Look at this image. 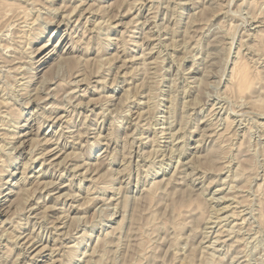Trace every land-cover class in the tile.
I'll list each match as a JSON object with an SVG mask.
<instances>
[{
    "label": "rangeland",
    "instance_id": "1",
    "mask_svg": "<svg viewBox=\"0 0 264 264\" xmlns=\"http://www.w3.org/2000/svg\"><path fill=\"white\" fill-rule=\"evenodd\" d=\"M17 1L32 15L0 21V132L16 137L29 117L32 134L22 153L16 138H0V263L15 260L22 233L48 245L35 264H264V0ZM236 62L263 78L251 95L231 83ZM54 147L59 157L42 160ZM24 170L47 187L29 177L22 196Z\"/></svg>",
    "mask_w": 264,
    "mask_h": 264
},
{
    "label": "bare ground",
    "instance_id": "2",
    "mask_svg": "<svg viewBox=\"0 0 264 264\" xmlns=\"http://www.w3.org/2000/svg\"><path fill=\"white\" fill-rule=\"evenodd\" d=\"M39 1V0H38ZM43 1V0H42ZM83 1V0H82ZM164 1V0H163ZM30 2V1H29ZM33 2H34V4L35 3H37V1H34L33 0ZM32 2V3H33ZM81 2V1H80ZM84 2V1H83ZM83 2H81V4L83 3ZM32 3H30V4H32ZM39 3V2H38ZM51 3V2H50ZM168 3V2H167ZM180 3V2H179ZM21 4V3H20ZM28 5V4H27ZM44 5H46V4H44ZM67 5V4H66ZM65 4H64V7L66 6ZM71 5V4H70ZM79 5V4H78ZM83 5V4H82ZM88 5H90V4H88ZM93 5V4H92ZM159 5V4H158ZM167 5V4H166ZM25 6V7H24ZM19 5V3H18V1L17 0H0V21L1 20H3V19H6L8 16H12L11 18L12 19H14L15 17L17 18V21L19 20V19H21L22 21H25V20H27V17L28 16H30V15H32V13L30 14V15H28V11L29 10H32V9H29L28 11H27V9L28 8H30V7H26V5ZM35 6V5H34ZM46 6H48V5H46ZM91 6V5H90ZM89 6V7H90ZM60 7V6H59ZM97 7H99V6H97ZM33 8V7H32ZM47 8H49V7H47ZM46 8V9H47ZM86 8H88V7H86ZM86 8H84L83 9V11H80L81 13H80V15H79V17H85L86 16V14H88V10L86 9ZM38 9V8H37ZM52 9H54V8H52ZM66 9V8H65ZM80 9H81V7H80ZM129 9V8H128ZM157 9V8H156ZM92 10V9H91ZM90 10V11H91ZM34 11H35V9H34ZM33 11V12H34ZM52 11H54V10H52ZM51 11V12H52ZM73 11H75V10H73ZM73 11H72V13H73ZM93 11V10H92ZM91 11V12H92ZM97 11V10H96ZM104 11V10H103ZM153 11V10H152ZM39 13V12H38ZM47 13V12H46ZM101 13V12H100ZM130 13V12H129ZM155 13V12H154ZM154 13H152L153 15H154ZM71 14V13H70ZM69 14V15H70ZM135 14V13H134ZM46 15V14H45ZM56 15V14H55ZM66 15V14H65ZM138 15H139V13H138ZM72 16V15H71ZM14 17V18H13ZM78 17V18H79ZM101 17V16H100ZM132 17V16H131ZM130 17V18H131ZM30 18V17H29ZM28 18V19H29ZM35 18V17H34ZM38 18H40V16L38 17ZM65 18H67L66 16H65ZM68 19H69V17H68ZM151 19V18H150ZM30 20V19H29ZM33 20V19H32ZM71 20V19H70ZM77 20V19H76ZM129 20H131V19H129ZM138 20V19H137ZM5 21V20H4ZM7 21V20H6ZM17 21H15L14 20V22H17ZM44 21V20H43ZM66 21V20H65ZM94 21V20H93ZM106 21V20H105ZM131 21H133V20H131ZM178 21V20H177ZM189 21V20H188ZM9 22V21H8ZM8 22H7V25H8ZM41 22V21H40ZM95 22V21H94ZM1 23V22H0ZM2 23H5V22H3L2 21ZM18 23V22H17ZM23 23H25V22H23ZM27 24H28V22H26ZM25 23V24H26ZM32 23V22H31ZM33 23H34V21H33ZM62 23H64L63 21H62ZM128 23V22H127ZM12 24H13V22L11 23V24H9L10 26H12ZM30 24V23H29ZM60 24V23H59ZM58 24V25H59ZM79 24H80V22H79ZM130 24V23H129ZM24 25V24H23ZM22 25V26H23ZM37 25H38V23H37ZM69 25V21H67L66 23H65V26L67 27ZM98 25V24H97ZM127 25V24H126ZM135 25V24H134ZM2 26H4V24L2 25ZM13 26H14V24H13ZM20 26V25H19ZM27 26H29V25H27ZM75 26V25H74ZM79 26V25H78ZM99 26H100V24H99ZM105 26H106V24H105ZM159 26V25H158ZM165 26V25H164ZM5 27V26H4ZM15 27V26H14ZM40 27V26H39ZM42 27V26H41ZM0 28H1V24H0ZM6 28V27H5ZM26 28V27H25ZM58 28V27H57ZM154 28V27H153ZM161 28V27H160ZM73 29V28H72ZM77 30V29H76ZM97 30H99V29H97ZM96 30V31H97ZM106 30V29H105ZM132 30V29H131ZM209 30V29H208ZM1 31V30H0ZM37 31V30H36ZM85 31V30H84ZM86 31H88L87 29H86ZM101 31V30H100ZM134 31V30H133ZM157 31V30H156ZM190 31V30H189ZM14 32V31H13ZM24 32V31H23ZM73 32V31H72ZM132 32V31H131ZM166 32V31H165ZM209 32V31H208ZM147 33V32H146ZM152 33V32H151ZM12 34V33H11ZM10 34V35H11ZM16 34H18V33H16ZM83 34H84V32H83ZM150 34V33H149ZM256 34H258V33H256ZM262 33L260 32V35L258 34V35H256V36H258V40L260 41H263L264 39V34L263 35H261ZM22 35V34H21ZM71 35V34H70ZM130 35V34H129ZM153 35V34H152ZM177 35V34H176ZM189 35V34H188ZM6 36V35H5ZM72 36V35H71ZM77 36V35H76ZM151 36V35H150ZM20 37V36H19ZM82 37V36H81ZM154 37V36H153ZM152 37V38H153ZM2 38V37H1ZM23 38V37H22ZM78 38H79V36H78ZM189 38V37H188ZM190 38H191V36H190ZM19 39V38H18ZM17 39V40H18ZM24 39V38H23ZM144 39V38H143ZM163 39V38H162ZM165 39V38H164ZM173 40V39H172ZM241 40V39H240ZM257 40V41H258ZM16 41V40H15ZM15 41H13V42H15ZM58 41V40H57ZM73 41V40H72ZM171 41V40H170ZM169 41V42H170ZM173 41H175V40H173ZM256 41V42H257ZM168 42V43H169ZM239 42H241V41H239ZM22 43V42H21ZM135 43V42H134ZM13 44H15V43H13ZM26 44V43H25ZM75 44V43H74ZM172 44V43H171ZM2 45V44H1ZM8 45V44H7ZM17 45H19V43L17 44V42H16V45L15 46H17ZM154 45V44H153ZM166 45V44H165ZM257 45V44H256ZM4 46V45H3ZM10 46H12V47H15L14 45H10ZM9 46V47H10ZM1 47V46H0ZM5 47H7L6 46V44H5ZM40 47V46H39ZM49 47V42H46V43H43V45L40 47V48H37V50L36 51H38L37 53H40V52H43L45 49H47ZM168 47V46H167ZM18 48V47H17ZM21 48V47H20ZM11 49H13V48H11ZM142 49V48H141ZM151 49V48H150ZM7 50V49H6ZM14 50H16V49H14ZM23 50V49H22ZM25 50V49H24ZM144 50V49H143ZM149 50V49H148ZM256 50H258V49H256ZM13 51V50H12ZM26 51V50H25ZM49 51V50H48ZM48 51H46V53H44V55L42 56H40V58H39V56H38V58L39 59H35L36 61H35V63H37L38 61H39V63H40V66L38 67V70H40L41 69V67L43 66V64L45 63V61H46V59L48 58V57H50L51 56V52L53 51V50H50L49 52ZM61 51V50H60ZM122 51V50H121ZM127 51V50H126ZM11 52V51H10ZM73 52V48H71V49H66V50H62V54H66L67 56H68V54H71ZM141 52H143V51H141ZM151 52V51H150ZM22 53V52H21ZM239 53V52H238ZM15 54V53H14ZM33 54V53H32ZM61 54V55H62ZM118 54V53H117ZM147 54V53H146ZM157 54V53H156ZM260 54V53H259ZM37 55H39V54H37ZM72 55H73V53H72ZM75 55V54H74ZM145 55V54H144ZM143 55V56H144ZM120 56V55H119ZM135 56V55H134ZM133 56V57H134ZM138 56V55H137ZM166 56V55H165ZM164 56V57H165ZM261 56H262V54H261ZM11 57V56H10ZM20 57V56H19ZM25 57V56H24ZM117 57H118V55H117ZM264 57V56H263ZM4 58H6L5 56L4 57H2L1 58V60L2 59H4ZM15 58H16V56H15ZM23 58V57H22ZM30 58H32V56L30 57ZM144 58V57H143ZM157 58V57H156ZM21 59V58H20ZM28 59V58H27ZM71 59V58H70ZM125 59V58H124ZM123 59V60H124ZM154 59V58H153ZM152 59V60H153ZM7 60H10V59H8L7 58ZM6 60V61H7ZM11 60H12V57H11ZM25 59H23V61H24ZM126 60V59H125ZM156 60H158V59H156ZM160 60V59H159ZM158 60V61H159ZM209 60V59H208ZM208 60H206V61H208ZM4 61V60H3ZM5 61V62H6ZM18 61V60H17ZM22 61V60H21ZM148 61H149V59H148ZM211 61V60H210ZM8 62H10V61H7V63ZM77 62V61H76ZM76 62H75V64H76ZM86 62V61H85ZM154 62V61H153ZM11 63V62H10ZM25 63V62H24ZM23 63V64H24ZM70 63V62H69ZM74 63V62H73ZM79 63V62H78ZM123 63V62H122ZM147 63V62H146ZM155 63V62H154ZM160 63H161V60H160ZM163 63V62H162ZM239 62H236V65H234L235 66V68L233 69V72L231 73V74H233L232 75V80L234 81V83H233V81L231 82L232 84H235V89L237 90V92L238 93H241V95H243V94H245V93H247L248 92V90H250L251 88L252 89H254L255 88V83H258V82H261V81H259V79H263V78H260V76H257V75H259V74H257L256 72H254V71H251L245 64H247V63H245L244 64V62L242 63V64H238ZM16 64V63H15ZM64 64V63H63ZM86 64V63H85ZM76 65H78V64H76ZM152 64H150V66H151ZM156 65H157V63H156ZM4 66H5V64H4ZM8 66V65H7ZM16 66H18V64L16 65ZM15 66V67H16ZM24 66H25V64H24ZM38 66V65H37ZM75 66V65H74ZM79 66V65H78ZM83 66V65H82ZM85 66V65H84ZM153 66H155L154 64H153ZM3 67V66H2ZM30 67H32V65L30 66ZM30 67H28V68H30ZM108 67V66H107ZM122 67V66H121ZM233 67V66H232ZM1 68V67H0ZM11 68H12V66H11ZM17 68V67H16ZM22 68V67H21ZM43 68V67H42ZM78 68V67H77ZM117 68V67H116ZM118 68H119V66H118ZM151 68H153V67H151ZM162 68V67H161ZM191 68V67H190ZM13 69H14V67H13ZM24 69H26V66H25V68ZM159 69V68H158ZM157 69V70H158ZM6 70V69H5ZM8 70H10V69H8ZM12 70V69H11ZM27 70V69H26ZM115 70V69H114ZM136 70V69H135ZM149 70V69H148ZM232 70V69H231ZM16 71V70H15ZM118 71V70H117ZM162 71V70H161ZM77 72V71H76ZM122 72V71H121ZM133 72V71H132ZM149 72H151V71H149ZM156 72V71H155ZM172 72V71H171ZM8 74V73H7ZM151 74V73H150ZM124 75V74H123ZM152 75V74H151ZM174 75V74H173ZM28 76V75H27ZM114 76V75H113ZM125 76H126V74H125ZM147 76H149V75H147ZM154 76H156V75H154ZM158 76V75H157ZM156 76V77H157ZM176 76V75H175ZM16 77V76H15ZM20 77V76H19ZM131 77V76H130ZM129 77V78H130ZM163 77V76H162ZM264 77V76H263ZM7 78V77H6ZM85 78V77H84ZM149 78V77H148ZM177 78V77H176ZM30 79V78H29ZM32 79V78H31ZM63 79V78H62ZM81 79V78H80ZM153 79V78H152ZM154 79H156V78H154ZM192 78H190L189 77V80H191ZM89 80V79H88ZM164 80V79H163ZM264 80V79H263ZM262 80V81H263ZM61 81V80H60ZM85 81H87V80H84V82ZM157 81V80H156ZM21 82V81H20ZM82 82V81H81ZM99 82V81H98ZM190 82V81H189ZM19 83V82H18ZM66 83H68V82H66ZM70 83V82H69ZM87 83V82H86ZM150 83V82H149ZM178 83V82H177ZM73 84V83H72ZM153 84V83H152ZM188 84V83H187ZM194 84V83H193ZM196 84V83H195ZM44 85V84H43ZM190 85V84H189ZM198 85V84H197ZM253 85H254V88H253ZM23 86V85H22ZM182 86V85H181ZM24 87V86H23ZM129 87V86H128ZM191 87V86H190ZM237 87V88H236ZM256 88H257V86H256ZM29 89V88H28ZM39 89V88H38ZM73 89V88H72ZM72 89H71V91H72ZM49 90V89H48ZM54 90V89H53ZM131 90V89H130ZM149 90H150V88H149ZM32 91V90H31ZM41 91V90H40ZM45 91V90H44ZM47 91V90H46ZM45 91V92H46ZM70 91V90H69ZM68 91V92H69ZM70 91V92H71ZM126 91V90H125ZM255 91V90H254ZM256 91H257V89H256ZM255 91V92H256ZM259 91V90H258ZM27 92V91H26ZM150 92V91H149ZM250 92V91H249ZM247 93V94H250L251 95V93ZM67 93V92H66ZM252 93H253V91H252ZM23 94V93H22ZM31 94V93H30ZM29 94V95H30ZM44 94V93H43ZM65 94V93H64ZM69 94V93H68ZM76 94V93H75ZM126 95H127V93H125ZM124 94V95H125ZM254 94V93H253ZM134 95V94H133ZM36 96H38V94L36 95ZM45 96V95H44ZM57 96V95H56ZM132 96V95H131ZM175 96V95H174ZM10 97V96H9ZM31 97V96H30ZM29 97V98H30ZM42 97V96H41ZM70 97V96H69ZM171 97V96H170ZM173 97V96H172ZM250 97V96H249ZM252 97V96H251ZM3 98V97H2ZM34 98H36V97H34ZM33 98V99H34ZM38 98V97H37ZM45 98V97H44ZM4 99V98H3ZM15 99H16V97H15ZM39 99V98H38ZM41 99V98H40ZM67 99H69V98H67ZM123 99V98H122ZM125 99V98H124ZM7 100V99H6ZM36 100V99H35ZM42 100V99H41ZM138 100V99H137ZM173 100V99H172ZM4 101V100H3ZM38 100H36V102H37ZM60 101V100H59ZM142 101V100H141ZM35 102V101H34ZM66 102H68V101H66ZM80 102V101H79ZM83 102V101H82ZM86 102V101H85ZM89 102V101H88ZM127 102V101H126ZM2 104H3V102H1ZM0 103V104H1ZM4 103H5V101H4ZM26 103H28V100H27V102ZM69 103V102H68ZM170 103H171V100H170ZM169 103V104H170ZM6 104H7V102H6ZM5 105V104H4ZM3 105V106H4ZM57 105V104H56ZM7 106H9V105H7ZM64 106V105H63ZM125 106V105H124ZM123 106V107H124ZM148 107V106H147ZM212 107V106H211ZM2 108V107H1ZM125 108V107H124ZM136 108V107H135ZM174 108V107H173ZM219 108V107H218ZM217 108V109H218ZM2 109H4V108H2ZM6 109V108H5ZM9 109V108H8ZM12 109V108H11ZM103 109V108H102ZM55 110V109H54ZM126 110H128L127 108H126ZM134 111V110H133ZM145 111V110H144ZM89 112V111H88ZM148 112V111H147ZM146 112V113H147ZM212 112V111H211ZM214 112V111H213ZM216 112V111H215ZM12 113V112H11ZM20 113V112H19ZM63 113V112H62ZM74 113V112H73ZM138 113H140V112H138ZM29 114V113H28ZM82 114V113H81ZM128 114V113H127ZM2 115V114H1ZM10 115V114H9ZM60 115V114H59ZM101 115H103V114H101ZM171 115V114H170ZM8 116V115H7ZM11 116V115H10ZM49 116V115H48ZM58 116V115H57ZM61 116H63V115H61ZM90 116V115H89ZM135 116V115H134ZM144 116V115H143ZM152 116V115H151ZM166 116V115H165ZM5 117V116H4ZM19 117V116H18ZM47 117V116H46ZM45 117V118H46ZM55 117V116H54ZM60 117V116H59ZM59 117H56V118H54V119H56V121H59ZM102 117V116H101ZM137 117H138V115H137ZM12 118V117H11ZM51 118V117H50ZM64 118V117H63ZM146 118V117H145ZM210 118V117H209ZM212 118V117H211ZM134 119V118H133ZM144 119V118H143ZM170 119V118H169ZM222 120V119H221ZM61 121V120H60ZM71 121V120H70ZM128 121V120H127ZM146 121V120H145ZM202 121V120H201ZM229 121V120H228ZM231 121V120H230ZM5 122V121H4ZM11 122V121H10ZM155 122V121H154ZM173 122V121H172ZM1 123H2V121H1ZM12 124V123H11ZM15 124H16V121H15ZM39 124V123H38ZM227 124V123H226ZM239 124V123H238ZM64 125V124H63ZM173 125V124H172ZM212 125V124H211ZM225 125V124H224ZM1 126V125H0ZM69 126V125H68ZM206 126V125H205ZM237 126V125H236ZM4 126H2V128H3ZM71 127V126H70ZM87 127V126H86ZM125 127V126H124ZM136 127V126H135ZM172 127V126H171ZM229 127V126H228ZM238 127V126H237ZM18 128V127H17ZM20 129H22V130H19V134L15 137L14 135H13V133H12V136L11 135H9V134H7V135H9V137L11 136V139L12 138H16L17 139V141H16V144L17 145H15V150L18 152V153H22V149H23V147H24V145H25V143H26V139H25V137L26 136H28V135H30V134H32V125H31V121H30V119H29V117L27 118V119H25V123L24 124H22L20 127H19ZM67 128H69V127H67ZM81 128V127H80ZM83 128V127H82ZM127 128V127H126ZM37 129H38V127H37ZM36 129V130H37ZM70 129V128H69ZM86 129V128H85ZM135 129V128H134ZM129 130V129H128ZM140 130V129H139ZM155 130V129H154ZM178 130V129H177ZM212 130V129H211ZM6 131V130H5ZM4 131V132H5ZM93 131V130H92ZM226 131H227V129H226ZM36 132V131H35ZM35 132H34V136H37V133H36V135H35ZM53 132V131H52ZM96 132V131H95ZM132 132V131H131ZM174 131H172V133H173ZM177 132V131H176ZM179 132V131H178ZM203 132V131H202ZM9 133V132H8ZM204 133V132H203ZM75 134V133H74ZM160 134H161V132H160ZM222 134V133H221ZM5 133H3V132H0V138L2 137H4V140H5V137L7 136ZM16 135V134H15ZM156 135V134H155ZM172 135V134H171ZM183 135H184V133H183ZM201 135V134H200ZM199 135V136H200ZM51 136V134H49V135H45V136H43V144H47L52 138L50 137ZM81 136V135H80ZM100 136V135H99ZM108 136V135H107ZM153 136V135H152ZM177 136V135H176ZM209 136V135H208ZM94 137V136H93ZM109 137H111V136H109ZM127 137V136H126ZM125 137V138H126ZM151 137V136H150ZM224 137V136H223ZM32 138V137H31ZM34 138V137H33ZM36 138V137H35ZM32 139L31 141H34V143L36 144V141H39V140H37V139ZM98 138V137H97ZM101 138V137H100ZM157 138V137H156ZM182 138V137H181ZM78 139V138H77ZM92 139V138H91ZM99 139V138H98ZM108 139V138H107ZM152 139V138H151ZM220 139V138H219ZM3 140V139H2ZM3 140V141H4ZM10 140V139H9ZM53 140V139H52ZM51 140V141H52ZM68 140V139H67ZM100 140V139H99ZM182 140V139H181ZM200 140V139H199ZM198 140V141H199ZM2 141V142H3ZM7 141V140H6ZM75 141V140H74ZM153 142V141H152ZM11 143V142H10ZM38 143V142H37ZM50 143V142H49ZM154 143V142H153ZM152 143V144H153ZM198 143V142H197ZM13 144V143H12ZM32 144H33V142H32ZM34 144V145H35ZM53 144H54V142H53ZM133 144V143H132ZM173 144V143H172ZM184 144V143H183ZM55 145H57V144H55ZM2 146V145H1ZM4 146V145H3ZM33 146V145H32ZM37 146V145H36ZM54 146V145H53ZM112 146V145H111ZM161 146V145H160ZM216 146H217V144H216ZM7 147V146H6ZM175 147V146H174ZM34 148V147H33ZM36 148V147H35ZM172 148V147H171ZM2 149V148H1ZM64 149V148H63ZM167 149V148H166ZM215 149V148H214ZM46 150V149H45ZM102 150V149H101ZM107 150V149H106ZM140 150V149H139ZM171 150V149H170ZM176 150V149H175ZM1 151V150H0ZM5 151V150H4ZM60 151H61V149L60 148H58V147H54V148H52V149H50V150H46V151H44L45 153H43L42 155H41V152H40V156H43V157H41L42 158V160L43 159H46V156H48V155H54L55 154V156H53V159H51V160H56L58 157H59V154H60ZM152 151H154V150H152ZM160 151V150H159ZM172 151V150H171ZM177 151V150H176ZM180 151V150H179ZM182 151V150H181ZM10 152V151H9ZM34 152V151H33ZM37 152V151H36ZM107 152V151H106ZM143 152V151H142ZM141 152V153H142ZM173 152H174V149H173ZM210 152V151H209ZM215 152V151H214ZM63 153V152H62ZM169 153V152H168ZM178 153V152H177ZM11 154V153H10ZM199 154V153H198ZM4 156H6L5 155V153L3 154ZM12 155V154H11ZM31 155V154H30ZM73 155V154H72ZM180 155V154H179ZM1 156V155H0ZM68 157H69V155H67ZM66 156V157H67ZM76 156V155H75ZM82 156V155H81ZM109 156V155H108ZM129 156V155H128ZM131 156V155H130ZM155 156V155H154ZM199 156V155H198ZM3 157V156H2ZM10 157V156H9ZM8 157V158H9ZM12 157V156H11ZM36 157V156H35ZM162 157V156H161ZM160 157V158H161ZM200 157V156H199ZM4 158V157H3ZM50 158H52V157H50ZM104 158V157H103ZM159 158V159H160ZM192 158V157H191ZM198 158V157H197ZM11 159V158H10ZM17 159V156L16 157H14V158H12V162L13 161H15ZM5 160L6 159H1V157H0V172H2L3 173V171H5V168H4V166H6L5 164H7L8 163V161H7V163H5L4 164V162H5ZM63 161H64V158L62 159ZM103 160V159H102ZM101 160V161H102ZM169 161V160H168ZM180 161V160H179ZM196 161V160H195ZM61 162V161H60ZM90 162V161H89ZM128 162V161H127ZM154 162V161H153ZM178 162V161H177ZM176 162V163H177ZM63 163V162H62ZM102 163V162H101ZM129 163V162H128ZM184 163V162H183ZM178 164V163H177ZM15 165V164H14ZM65 165V164H64ZM80 165V164H79ZM109 165V164H108ZM24 166V165H23ZM77 166V165H76ZM85 166V165H84ZM175 166H176V164H175ZM25 167H27V166H25ZM74 167V166H73ZM128 167V166H127ZM184 167V166H183ZM75 168V167H74ZM129 168H130V166H129ZM175 168V167H174ZM191 168V167H190ZM72 169V168H71ZM123 169V168H122ZM176 169V168H175ZM124 170H125V168H124ZM8 171V175L9 176H13L14 175V173L15 172H9V170H7ZM73 171V170H72ZM74 171H75V169H74ZM82 171H84V170H82ZM129 171V170H128ZM155 171V170H154ZM174 171V170H173ZM173 171H172V173H173ZM176 171H177V169H176ZM25 170L22 172V177L20 178V179H18V181L15 183L17 186H20L19 188L21 189V190H19V191H26V190H28V189H26V187H25V185L27 184V183H29V181H30V179H28L29 177H32V179H35V181L37 182V183H39V184H41L42 183V181H39L40 179H41V177H42V173H40V170H39V173L40 174H38V175H33V176H29V177H27L26 175H25ZM78 172V171H77ZM83 173V172H82ZM122 173V172H121ZM120 174V173H119ZM189 174H190V172H189ZM255 174V173H254ZM1 175L2 174H0V177H1ZM172 175V174H171ZM170 175V176H171ZM177 175V174H176ZM186 174H184V176H185ZM60 176V175H59ZM85 176V175H84ZM118 176V175H117ZM130 176V175H129ZM100 177V176H99ZM90 178V177H89ZM130 178V177H129ZM164 178V177H163ZM203 178V177H202ZM1 179H2V177H1ZM0 179V180H1ZM174 179V178H173ZM249 180L251 179V178H248ZM51 180V179H50ZM161 180V179H160ZM160 180H158V181H160ZM191 180H192V178H191ZM8 181L9 180H6V182L5 183H8ZM54 181V180H53ZM154 181V180H153ZM157 181V182H158ZM166 181V180H165ZM176 181V180H175ZM178 181V180H177ZM203 181V180H202ZM247 181V180H246ZM1 182V181H0ZM91 182V181H90ZM11 183V182H10ZM8 184V187H7V189H9V191H7V195L8 194H11L12 193V186H11V184ZM35 183V182H34ZM59 183V182H58ZM156 183V182H155ZM159 183V182H158ZM173 183V182H172ZM247 183V182H246ZM15 184H13V185H15ZM43 184V183H42ZM56 184V183H55ZM111 184V183H110ZM4 185V184H3ZM37 185V184H36ZM43 185H45L44 186V188L45 187H47V184H43ZM43 185H42V188H43ZM49 185V184H48ZM107 185H109V184H107ZM112 185V184H111ZM142 185V184H141ZM163 185V184H162ZM170 185V184H169ZM34 186H35V184H34ZM121 186V185H120ZM164 186V185H163ZM248 186V185H247ZM247 186H246V188H247ZM37 187V186H36ZM53 187H55V186H53ZM109 187H110V185H109ZM150 187V186H149ZM171 187V186H170ZM252 187V186H251ZM60 188V187H59ZM112 188V187H111ZM119 188V187H118ZM120 188H122V187H120ZM125 188V187H124ZM168 188V187H167ZM239 188H241V187H239ZM260 188V187H259ZM57 189V188H56ZM107 189H109V188H107ZM144 189V188H143ZM150 189V188H149ZM157 189V188H156ZM220 189V188H219ZM30 190V189H29ZM61 190V189H60ZM60 190L59 191H57V192H60ZM148 190V189H147ZM155 190V189H154ZM166 190V189H165ZM164 190V191H165ZM203 190V189H202ZM241 190V189H240ZM18 191V192H19ZM36 191V190H35ZM142 191V190H141ZM146 191V190H145ZM144 191V192H145ZM153 190L151 189V192H152ZM216 191V190H215ZM2 192V191H1ZM33 192H34V190H33ZM32 192V193H33ZM92 192V191H91ZM113 192V191H112ZM264 192V191H263ZM263 192H261V193H263ZM25 192H22V196H25V195H23ZM64 193V192H63ZM71 193V192H70ZM76 193V192H75ZM147 193H149V192H147ZM147 193L146 194H144V195H146L147 196ZM231 193V192H230ZM21 194V193H20ZM26 194V193H25ZM28 194V193H27ZM26 194V196H28ZM65 194V193H64ZM77 194V193H76ZM75 194V195H76ZM114 194V193H113ZM152 194V193H151ZM156 194V193H155ZM154 194V195H155ZM235 194V193H234ZM7 195H4L3 197H4V199L2 200V202H4L5 201V199H6V197H7ZM33 195V194H32ZM58 195V194H57ZM78 195V194H77ZM119 195V194H118ZM143 195V196H144ZM236 195V194H235ZM241 195V194H240ZM21 196V197H22ZM25 196V198H27ZM81 196V195H80ZM85 196V195H84ZM93 196V195H92ZM92 196H91V198H92ZM124 196V195H123ZM149 196V195H148ZM148 196L147 197H145L144 199H147L148 198ZM233 196V195H232ZM260 196V195H259ZM263 196V195H262ZM20 196H19V198H21ZM57 197V196H56ZM56 197H54V198H56ZM71 197V196H70ZM86 197V196H85ZM90 197V196H89ZM101 197V196H100ZM103 197V196H102ZM212 197V196H211ZM245 197V196H244ZM244 197L243 196H240V199L241 198H243L244 199ZM247 197V196H246ZM24 198V197H23ZM90 198V199H91ZM126 198V197H125ZM151 198V197H150ZM236 198V197H235ZM248 198V197H247ZM102 199V198H101ZM103 199H104V197H103ZM107 199V198H106ZM105 199V200H106ZM119 199V198H118ZM122 199V198H121ZM213 199V198H212ZM243 199H242V201H243ZM260 199V198H259ZM261 199H263L262 197H261ZM14 200V199H13ZM94 200V199H93ZM109 200V199H108ZM245 200H247V199H245ZM16 201V200H15ZM20 201H23L22 200V198H21V200ZM24 201H26L25 199H24ZM87 202H88V199L86 200ZM85 201V202H86ZM118 201V200H117ZM125 201V200H124ZM259 201H261V200H258V202ZM18 202H19V200H18ZM27 202V201H26ZM55 202V201H54ZM83 202V201H82ZM81 202V204L80 205H84V203H82ZM102 202H104V201H102ZM105 202H107V201H105ZM245 202V201H244ZM45 203V202H44ZM101 203V202H100ZM120 203V202H119ZM203 203V202H202ZM209 203V202H208ZM238 203V202H237ZM237 203H236V205H237ZM12 204V203H11ZM86 204V203H85ZM261 204H262V202H261ZM115 205V204H114ZM118 205V204H117ZM241 205V204H240ZM78 206V205H77ZM76 206V207H77ZM261 206H264V205H261ZM31 207V206H30ZM29 207V208H30ZM33 207V206H32ZM31 207V208H32ZM83 206H81V208H82ZM116 207V206H115ZM23 208V207H22ZM222 208V207H221ZM225 208V207H224ZM227 208V207H226ZM225 208V209H226ZM26 209V208H25ZM34 209H36V208H34ZM261 209V208H260ZM1 210V209H0ZM22 210V209H21ZM44 210V209H43ZM82 210V209H81ZM229 210V209H228ZM238 210V209H237ZM118 211V210H117ZM236 211V210H235ZM17 212V211H16ZM40 212V211H39ZM42 212H44V211H42ZM46 212V211H45ZM261 212V211H260ZM18 213V212H17ZM62 213V212H61ZM226 213V212H225ZM235 213V212H234ZM249 213V212H248ZM114 214V213H113ZM237 214V213H236ZM239 214H240V212H239ZM261 214H262V212H261ZM261 214H260V216H261ZM13 215H15V213L13 214ZM32 215V214H31ZM231 215H232V212H231ZM234 215V214H233ZM40 216H42L41 214H40ZM45 216V215H44ZM81 216V215H80ZM57 217V216H56ZM86 217V216H85ZM59 218V217H58ZM67 218V217H66ZM76 218V217H75ZM74 218V219H75ZM217 218V217H216ZM223 218H225V217H223ZM231 218V217H230ZM9 219V218H8ZM13 219V218H12ZM73 219V220H74ZM76 219H78V217L76 218ZM209 219H210V217H209ZM6 220V219H5ZM42 220V219H41ZM62 220V219H61ZM64 220V219H63ZM18 221V220H17ZM23 221V220H22ZM21 221V222H22ZM39 221V220H38ZM54 221V220H53ZM78 221V220H77ZM83 221H84V219H83ZM219 221V220H218ZM229 221V220H228ZM235 221V220H234ZM61 222V221H60ZM260 222H261V220H260ZM77 223V222H76ZM80 223V222H79ZM212 223V222H211ZM223 223V222H222ZM17 224H19V223H17ZM84 224H85V222H84ZM32 226H33V224H32ZM54 226V225H53ZM77 226V225H76ZM219 226V225H218ZM221 226V225H220ZM58 227V226H57ZM15 228V227H14ZM19 228V227H18ZM33 228V227H32ZM74 228V227H73ZM2 229V228H1ZM76 229V228H75ZM135 229V228H134ZM139 229V228H138ZM19 230V229H18ZM77 230V229H76ZM226 230V229H225ZM4 231V230H3ZM136 231H138V230H136ZM228 231V230H227ZM84 232H86V231H84ZM132 232V231H131ZM134 232V231H133ZM225 232V231H224ZM1 233V232H0ZM5 233H7V232H5ZM11 233V232H10ZM58 233V232H57ZM83 233V232H82ZM136 233H138V232H136ZM214 233H216L215 231H214ZM228 233H230V232H228ZM14 234V233H13ZM12 234V235H13ZM16 234V233H15ZM14 234V235H15ZM19 234V233H18ZM17 234V235H18ZM22 234V233H21ZM21 234L20 235H18L17 236V238H16V236H14L16 239H15V244L17 245V248H18V253H17V255H16V257H15V260L12 262V264H25V262H24V260H25V256L27 255V253H29L28 255H30L31 253H32V256H31V259H32V261H34L33 262V264H35V257H37V256H42V254L44 253V251H45V249H47V246L48 245H46V244H43V243H40L39 245H37V246H34L33 244H30V242H29V239H27L29 236L27 235V233H25L26 235H27V238L25 239V240H23V238L24 237H21ZM67 234H69V232L67 233ZM79 234V233H78ZM87 234V233H86ZM92 234V233H91ZM209 234V233H208ZM2 235H4V233L2 232ZM221 235V234H220ZM7 236L9 237V233H7ZM66 236H68V235H66ZM72 236H74V235H72ZM89 236V235H88ZM138 236H140V235H138ZM2 237V236H1ZM13 237V238H14ZM131 237V236H130ZM212 237V236H211ZM10 238V237H9ZM11 238H12V236H11ZM136 238H139V237H136ZM205 238V237H204ZM7 239V238H6ZM130 239V238H129ZM140 239V238H139ZM138 239V240H139ZM220 239H221V237H220ZM1 240V239H0ZM204 240V239H203ZM216 240V239H215ZM11 241V240H10ZM53 241H54V239H53ZM33 242V241H32ZM130 242V241H129ZM132 242V241H131ZM136 242V241H135ZM215 242H217V240L215 241ZM4 243H5V241H4ZM30 245H29V244ZM36 244V243H35ZM158 244V243H157ZM7 245V244H6ZM11 245V244H10ZM64 245V244H63ZM60 246V245H59ZM59 246H56V247H59ZM210 246V245H209ZM9 247V246H8ZM72 248V247H71ZM71 248H69V249H71ZM86 248V247H85ZM5 249H7V248H5ZM5 249H4V251H5ZM9 249V248H8ZM68 249V250H69ZM77 249V248H76ZM11 250V249H10ZM9 250V251H10ZM72 250H73V248H72ZM79 251V250H78ZM34 252V253H33ZM53 252V251H52ZM68 252V251H67ZM76 252V251H75ZM0 253H1V251H0ZM4 253V252H3ZM6 253H7V251H6ZM69 253V252H68ZM72 253V251L70 252V254ZM77 253V252H76ZM86 253V252H85ZM84 253V254H85ZM5 254V253H4ZM25 254V255H24ZM9 255V254H8ZM73 255V254H72ZM77 256V255H76ZM8 257V256H7ZM9 257H10V255H9ZM30 257V256H29ZM6 258V257H5ZM1 259H2V257H1ZM4 259V258H3ZM85 260V259H84ZM5 259H4V261H2V263H0V264H4L5 263ZM55 261V260H54ZM10 262V261H9ZM30 262V261H29ZM59 262V261H58ZM51 263V262H50ZM50 263H48V264H50ZM11 264V263H10ZM51 264H53V262L51 263ZM56 264V263H55Z\"/></svg>",
    "mask_w": 264,
    "mask_h": 264
}]
</instances>
